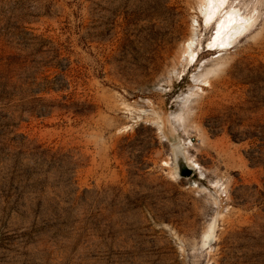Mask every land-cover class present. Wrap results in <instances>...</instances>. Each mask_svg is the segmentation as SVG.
I'll list each match as a JSON object with an SVG mask.
<instances>
[{"label": "rangeland", "instance_id": "374dc122", "mask_svg": "<svg viewBox=\"0 0 264 264\" xmlns=\"http://www.w3.org/2000/svg\"><path fill=\"white\" fill-rule=\"evenodd\" d=\"M229 1L248 29L216 59L198 0H0V264H242L264 252V0ZM34 38L59 56H28ZM26 59L48 84L18 104L9 78ZM46 152L67 157L61 179L59 162L38 165ZM180 155L202 180L177 176ZM15 157L49 172L44 198L73 200L61 219L37 202L44 184L12 179Z\"/></svg>", "mask_w": 264, "mask_h": 264}, {"label": "trees", "instance_id": "16d2710c", "mask_svg": "<svg viewBox=\"0 0 264 264\" xmlns=\"http://www.w3.org/2000/svg\"><path fill=\"white\" fill-rule=\"evenodd\" d=\"M45 43H49L48 41H45V40H38V38H34L31 40L30 42V46L28 48V50L30 51V54L28 56H32V55H48L49 56H45L44 59H48V57L50 58L52 55L54 58L58 57L59 54L57 52V49H54V48H51V46H48V48H46V50L43 52L41 50H39L41 47H45L44 44ZM39 65H41L40 62H38ZM46 63H49V62H45V64H43L42 69L45 67ZM36 63H34L32 60H23L21 62V64L17 67V69L15 70V75L14 76H11L9 78V80H13L14 79V83L13 85L11 86L12 87V91L13 93L15 94L14 95V98L17 99L18 101V104H21V102L25 101L26 100V94H32V95H36V92H33L31 91L29 88L31 87V85H34L36 84V80L40 79L42 82H44L45 84H48V76L45 75L46 73V70L40 72L38 75L39 77H37V67H36ZM37 70V71H36ZM3 84L0 83V87H2ZM48 91H52V92H61L62 90L59 88V89H53V88H49L48 87ZM38 93H44L43 91L40 92L37 90V94ZM20 106L21 109H23V105H18ZM24 110V109H23ZM39 114L40 113H43L44 112V109H39L37 111ZM74 113H78L76 112V110H74ZM79 114V113H78ZM44 155V158L41 159L40 161V164H38L39 166H46L47 168H50L51 167V164L52 162H59L58 166H56V171L55 172L56 174L55 175H52L54 177H57V178H62L63 174L61 172V164H63V162L67 159V157L65 156H61L59 154H49L48 152H46ZM20 158H17L15 157V159H13V165H12V168H11V172H12V179L14 180H17V181H21L24 180V181H28L30 179H32L36 184L37 183H42L44 184L39 190H38V200L39 198H44V186H46L48 183H47V176L49 174L48 171L46 172H42V171H32V170H29V169H26L20 162L19 160ZM51 162V163H49ZM39 177H42L43 179L42 180H38ZM58 183V182H57ZM53 185V184H52ZM54 187V186H53ZM56 188V187H55ZM51 194L53 195L52 198H44L43 201L39 202V205L41 204H44V208L46 210H48L49 212H51L53 214L54 217H56V219H61V216L64 212H66L67 210H70L71 209V205L73 204V200H67V201H64L62 200V198H60L58 195H56L54 193L53 190H51ZM63 201L70 204L69 207L67 208H62L60 207V202ZM45 214H48L47 212H45ZM254 238V237H253ZM252 239V238H251ZM261 247V246H259ZM254 249V248H253ZM264 251V249H263ZM264 261V252H258L256 254V256H254V253L252 252V254L249 256V258H247L246 260H244L242 262V264H258V263H262Z\"/></svg>", "mask_w": 264, "mask_h": 264}, {"label": "bare ground", "instance_id": "6f19581e", "mask_svg": "<svg viewBox=\"0 0 264 264\" xmlns=\"http://www.w3.org/2000/svg\"><path fill=\"white\" fill-rule=\"evenodd\" d=\"M198 2L197 13L201 18L200 25L206 28H211L215 25L212 37L206 43V49L209 52L217 53L216 59H218L226 51L232 49L237 40L246 33L249 20L244 16H240L239 11L232 6L229 0H198ZM192 46H194V43L190 39L185 45L184 54H186L187 62L194 66L198 61V52L195 49L193 50ZM204 83L207 85L208 81L205 80ZM183 162L188 169L197 173L198 179L202 180L204 178L198 164L188 160ZM209 186L212 189L219 187L215 181L209 183ZM212 241L213 237L211 236L207 240L206 245Z\"/></svg>", "mask_w": 264, "mask_h": 264}, {"label": "water", "instance_id": "95a60500", "mask_svg": "<svg viewBox=\"0 0 264 264\" xmlns=\"http://www.w3.org/2000/svg\"><path fill=\"white\" fill-rule=\"evenodd\" d=\"M178 155V153H177ZM184 160L182 159V156L180 155V158H177L176 162H177V166H178V172H177V176L180 178L183 177H188L191 174V170L188 169L185 165H184Z\"/></svg>", "mask_w": 264, "mask_h": 264}]
</instances>
